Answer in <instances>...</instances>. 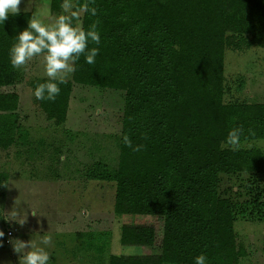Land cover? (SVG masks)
Listing matches in <instances>:
<instances>
[{
	"label": "trees",
	"instance_id": "16d2710c",
	"mask_svg": "<svg viewBox=\"0 0 264 264\" xmlns=\"http://www.w3.org/2000/svg\"><path fill=\"white\" fill-rule=\"evenodd\" d=\"M92 7L96 15L87 10ZM80 12L82 28L96 24L100 44L88 47H98L99 54L91 65L81 55L56 99L38 100L39 107L62 125L75 84L124 91L118 168L110 172L98 162L88 175L116 182L117 217L163 220L161 227L123 224L120 242L135 253L111 255L107 264H194L201 253L208 264H246L259 257L255 247L238 241L235 221L238 213L264 219V188L257 185L240 204L221 195L220 182L222 175H264L262 149L221 147L235 127L242 129L240 143L264 139V103L225 102L226 50L264 49V0L50 2V15L76 13L74 25ZM33 16L19 11L0 24L4 149L19 127V95L3 91L20 79L9 49ZM125 135L142 150L123 143ZM157 247L159 253L146 254Z\"/></svg>",
	"mask_w": 264,
	"mask_h": 264
},
{
	"label": "rangeland",
	"instance_id": "374dc122",
	"mask_svg": "<svg viewBox=\"0 0 264 264\" xmlns=\"http://www.w3.org/2000/svg\"><path fill=\"white\" fill-rule=\"evenodd\" d=\"M50 2L21 0L19 9L54 24L57 17L50 15ZM80 17L81 12L79 26ZM18 72L20 81L3 88L19 95V127L9 148L0 147V232L4 233L0 264H20L23 253L14 246L24 242L28 251L30 241L44 246V237H51L45 246L49 264H107L111 255L134 254L132 247L120 242L121 226L152 223L161 227L163 220L117 217L116 182L88 175L98 162L110 172L118 168L124 91L75 84L67 120L56 125L39 107L31 85L47 77L43 54ZM62 75L70 79L72 72ZM225 102L264 103V49L227 48ZM239 147L264 151V139ZM257 185L264 188V175H222L220 192L241 204ZM235 232L238 241L261 254L246 264H264V219L255 213H238ZM159 252L158 247L148 248L146 254Z\"/></svg>",
	"mask_w": 264,
	"mask_h": 264
},
{
	"label": "clouds",
	"instance_id": "9594fccd",
	"mask_svg": "<svg viewBox=\"0 0 264 264\" xmlns=\"http://www.w3.org/2000/svg\"><path fill=\"white\" fill-rule=\"evenodd\" d=\"M21 0H0V24L12 15L19 14ZM68 7L67 4L64 5ZM92 15H96V8L87 9ZM76 13L71 16L61 14L56 18L54 24H46L38 16H33L28 21V26L16 35V41L9 49V60L12 68L17 69L26 66L33 57L43 54L45 61V72L49 79L38 83L34 89V96L38 100L54 101L60 94V84L65 83L64 73L75 71L74 62L84 55L87 64H94L99 54L98 47L89 48V43L99 45L100 33L96 24L88 29L73 24ZM242 129L235 127L229 130L221 147L229 146L237 150L240 144ZM123 143L132 148L133 151H141L143 145H133L128 136L123 137ZM4 233L0 232V237ZM51 243V237H44L39 246L29 242V250L24 251L26 245L20 241L15 245V251L23 253L20 264H49L50 253L45 246ZM194 264H208V257L201 253L194 257Z\"/></svg>",
	"mask_w": 264,
	"mask_h": 264
},
{
	"label": "crops",
	"instance_id": "0c3cea01",
	"mask_svg": "<svg viewBox=\"0 0 264 264\" xmlns=\"http://www.w3.org/2000/svg\"><path fill=\"white\" fill-rule=\"evenodd\" d=\"M45 78H47V77H45Z\"/></svg>",
	"mask_w": 264,
	"mask_h": 264
}]
</instances>
